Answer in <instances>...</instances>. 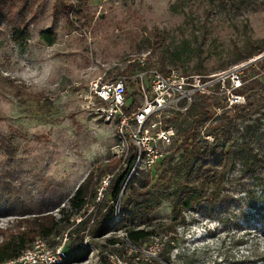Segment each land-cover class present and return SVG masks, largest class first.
Returning a JSON list of instances; mask_svg holds the SVG:
<instances>
[{
  "label": "rangeland",
  "instance_id": "rangeland-1",
  "mask_svg": "<svg viewBox=\"0 0 264 264\" xmlns=\"http://www.w3.org/2000/svg\"><path fill=\"white\" fill-rule=\"evenodd\" d=\"M46 27L54 32L51 44L38 34ZM261 39L264 0H0V230L22 228L25 219L42 213L58 217L88 173L94 195L101 177L121 166L112 155L115 120H103L96 105L87 106L80 96L88 80L103 72L130 73L136 66L126 60L141 54L157 66L160 52L165 68L214 72L244 59L239 55ZM261 62L253 69L264 74ZM196 65L203 71H195ZM222 104L211 107L213 114L229 113ZM202 137L211 141L208 134ZM178 157L175 151L159 161L143 189ZM245 188L261 194L251 179L228 174L222 190L239 198L238 204L229 209L208 204V213L186 209L171 228L168 200L117 222L123 196L106 198L105 191L83 214L97 217L95 208L106 202L114 226L93 237L87 233L81 247L86 255L113 252L126 264H264V224L257 219L264 209L245 202H254ZM126 228L156 233L131 243L120 236ZM106 238L118 242L111 246ZM162 250L168 261L159 259Z\"/></svg>",
  "mask_w": 264,
  "mask_h": 264
},
{
  "label": "trees",
  "instance_id": "trees-1",
  "mask_svg": "<svg viewBox=\"0 0 264 264\" xmlns=\"http://www.w3.org/2000/svg\"><path fill=\"white\" fill-rule=\"evenodd\" d=\"M22 28L25 32L26 25L23 24ZM38 34L46 44L54 41V32L50 27L40 29ZM23 38H26V34ZM263 48L264 40L261 39L246 47L239 57L246 58ZM157 63L154 67L159 71L168 70L169 67L165 68V56L162 52ZM259 67H264V62H261ZM253 68L254 66H251L246 69L244 77L248 79L238 90L244 94L245 102L232 105L228 109L229 113L221 110L213 114L211 107L219 105L220 102L222 104L223 101L217 97L198 95L193 98L184 113L172 117L171 120L179 124L191 118V122L178 130L177 137L167 152L170 155L166 157V154L161 160L171 159L175 151H179V157L174 165L165 166L159 172L157 170L155 181L146 189L143 188L149 182L147 179L151 177V173L136 168L129 174L135 148L133 145L129 147V152L120 163L121 166L115 171V167L109 170L112 176L106 186V198L115 199L119 193L123 196L117 222H123L134 214L151 211L162 199L169 201L170 220L166 225L169 228L174 220H182L183 212L192 207L207 213L208 204H219L224 209H229L231 205L238 204L239 199L222 190V183L230 173L233 178L247 177L256 186H260L261 194L258 196L245 188L247 198L254 199V202H245L253 207L259 202L261 206L255 209H264V74ZM194 70L203 71V68L196 65ZM181 71L186 72V69L183 67ZM256 72L259 74L252 77ZM204 122L207 124L201 133L199 127ZM204 134L210 135L211 141L203 138ZM153 173L155 174V170ZM90 177L91 173H88L78 183L68 198L67 208H61L58 217L42 213L25 219L26 224L22 228H18L21 225L16 224V230H0V262L17 256L35 236H41L49 244H55L57 241L54 236L63 231H66L68 236L64 245L66 262L83 259L86 249L82 248L80 243L84 233L93 237L109 230L115 223L112 221V207L106 205V202L95 208L94 212L99 215L93 217L92 221L90 217L93 214L87 215L77 223L70 219L80 212L88 197L93 196ZM103 205L105 209L101 212ZM240 213L246 220L249 219L246 214ZM80 214L83 215V212ZM259 216L257 219L264 224V210ZM251 218L253 220V217ZM219 219L222 221L223 218ZM124 231L132 243H138L156 233L154 228H126ZM115 241H118L117 238H106V242L111 246ZM158 256L159 259L168 261L167 251L162 250ZM99 264H109L103 253L99 254Z\"/></svg>",
  "mask_w": 264,
  "mask_h": 264
},
{
  "label": "built area",
  "instance_id": "built-area-1",
  "mask_svg": "<svg viewBox=\"0 0 264 264\" xmlns=\"http://www.w3.org/2000/svg\"><path fill=\"white\" fill-rule=\"evenodd\" d=\"M260 59H264V48L214 72H182L174 68L161 72L148 65L146 56L141 54L126 60L127 63L134 62L136 66L130 73L103 72L87 81L80 96L87 106L96 105L95 111L103 120H115L117 143L113 157L120 158L122 162L133 145L134 158L129 174L136 168L152 173L169 151L178 130L191 122V118H187L185 122L175 125L171 123L172 117L184 113L198 95L220 98L224 109L244 103L245 96L238 90L248 79L244 77L246 69ZM111 176L112 172L101 177L93 200L85 201L80 212L70 218L74 219L73 223L79 222L94 208L104 195ZM84 208L87 212L81 215ZM123 235L127 239L125 231L120 234ZM54 239L57 242L49 244L45 238L35 236L17 256L0 264H99L100 253H90L81 260L66 262V231L57 234ZM87 239L84 233L80 244L84 246ZM104 255L109 264H126L113 252H105ZM151 257L156 258V254Z\"/></svg>",
  "mask_w": 264,
  "mask_h": 264
}]
</instances>
